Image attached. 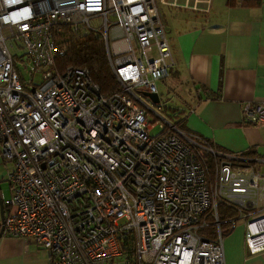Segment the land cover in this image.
Returning <instances> with one entry per match:
<instances>
[{
    "label": "built area",
    "instance_id": "2783aa9c",
    "mask_svg": "<svg viewBox=\"0 0 264 264\" xmlns=\"http://www.w3.org/2000/svg\"><path fill=\"white\" fill-rule=\"evenodd\" d=\"M203 1L0 0L3 232L50 264H226L224 202L249 252L264 249V157L203 145L173 121L151 134L146 120L143 94L172 58L160 5ZM61 25L102 37L119 89L103 92L87 66L58 68ZM243 118L264 122V101L245 102ZM201 150L216 157L209 174ZM212 217L214 236L200 231Z\"/></svg>",
    "mask_w": 264,
    "mask_h": 264
},
{
    "label": "crops",
    "instance_id": "0c3cea01",
    "mask_svg": "<svg viewBox=\"0 0 264 264\" xmlns=\"http://www.w3.org/2000/svg\"><path fill=\"white\" fill-rule=\"evenodd\" d=\"M209 2L196 8L161 4L192 11L174 18L161 11L172 58L168 75L160 81L170 77L178 86L185 85L195 100L169 108L174 114L179 111L176 119L184 116L188 129L215 149L237 154L248 150L253 152L250 156L264 157V122L253 124L243 118L245 102L264 101V0L219 1L215 10L222 14L212 16L207 14ZM150 101L157 103L158 111L166 107L159 96ZM258 168L264 174V162ZM0 199L4 210L1 194ZM244 231L242 223L223 237L226 264H264V249L250 253ZM50 262L49 252L32 239L1 231L0 264Z\"/></svg>",
    "mask_w": 264,
    "mask_h": 264
},
{
    "label": "trees",
    "instance_id": "16d2710c",
    "mask_svg": "<svg viewBox=\"0 0 264 264\" xmlns=\"http://www.w3.org/2000/svg\"><path fill=\"white\" fill-rule=\"evenodd\" d=\"M62 32L58 36L60 41H63L66 46V50L63 55L57 57V65L59 69H63L68 64L87 66L90 74L95 82H97L103 92H111L119 89V82L116 79L113 70L109 64L104 40L99 34L94 32H72L66 33L68 30L65 25H61ZM146 95L144 92L143 97ZM176 126L183 130L194 133L198 138V141L203 145H209L213 147L212 142L202 137L200 134L188 129L185 125V117L179 116L174 121ZM219 150V149H218ZM252 151H242L241 154L248 155L252 154ZM215 156L204 150L199 151V159L202 160L204 167L206 168L207 174H209L213 168L215 162ZM218 212L221 228L224 230L223 235L229 234L233 227L229 228L227 218L236 213V210L227 205L224 202H219ZM211 225L204 227L200 231L210 236H214L213 224L214 218H210Z\"/></svg>",
    "mask_w": 264,
    "mask_h": 264
},
{
    "label": "rangeland",
    "instance_id": "374dc122",
    "mask_svg": "<svg viewBox=\"0 0 264 264\" xmlns=\"http://www.w3.org/2000/svg\"><path fill=\"white\" fill-rule=\"evenodd\" d=\"M222 2L223 0H210L209 6L211 7V11H209L207 14L209 16L216 15V14H222L221 11L215 10V3L216 2ZM193 0H191V3ZM202 3L199 2L196 6H193V8L199 7ZM166 11H165V10ZM164 10L165 16L167 15V11H169L170 15L174 18L177 17L178 14H191V10H185L181 7H173L169 6L167 9L161 5V11ZM71 33V31H67L66 33ZM21 74L24 78H27L28 74L26 71H21ZM158 87V93L157 95L160 98V101H163L165 103V108L158 111L156 108L157 103H154L150 101L149 95L144 96V103L146 106H150L154 110H156L161 116L156 115L152 111H150L147 107V114H146V120L150 126L149 132L151 134H156L159 130V124L158 122H163V120H174L176 119L177 115L179 114V111H177L174 114V109H171L169 107L172 106H179L183 107L188 104H195V100L193 99L192 95L189 94L187 87L184 86H178L175 82H172V79L170 77H166L163 81L157 82ZM176 91V92H175ZM176 116V117H175ZM13 169V162L12 161H4V159L1 157L0 154V194L2 195L3 199H6V197L9 194V186L6 181V174L7 172L11 171ZM245 223L244 219H238L234 226H239L240 224ZM123 256H121V259Z\"/></svg>",
    "mask_w": 264,
    "mask_h": 264
},
{
    "label": "water",
    "instance_id": "95a60500",
    "mask_svg": "<svg viewBox=\"0 0 264 264\" xmlns=\"http://www.w3.org/2000/svg\"><path fill=\"white\" fill-rule=\"evenodd\" d=\"M146 95L148 94L149 97L151 99H153L154 101L158 98V95L156 93H151V92H145ZM2 222H3V206H2V202H1V199H0V234H1V231H2Z\"/></svg>",
    "mask_w": 264,
    "mask_h": 264
},
{
    "label": "clouds",
    "instance_id": "9594fccd",
    "mask_svg": "<svg viewBox=\"0 0 264 264\" xmlns=\"http://www.w3.org/2000/svg\"><path fill=\"white\" fill-rule=\"evenodd\" d=\"M27 11V10H26Z\"/></svg>",
    "mask_w": 264,
    "mask_h": 264
}]
</instances>
